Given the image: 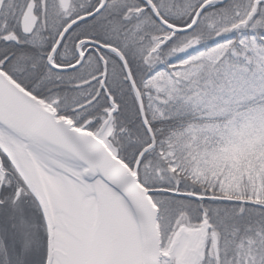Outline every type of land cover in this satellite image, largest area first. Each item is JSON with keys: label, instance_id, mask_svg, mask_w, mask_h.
Instances as JSON below:
<instances>
[{"label": "snow or ice", "instance_id": "obj_1", "mask_svg": "<svg viewBox=\"0 0 264 264\" xmlns=\"http://www.w3.org/2000/svg\"><path fill=\"white\" fill-rule=\"evenodd\" d=\"M0 264H264V0H0Z\"/></svg>", "mask_w": 264, "mask_h": 264}]
</instances>
